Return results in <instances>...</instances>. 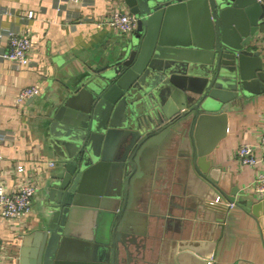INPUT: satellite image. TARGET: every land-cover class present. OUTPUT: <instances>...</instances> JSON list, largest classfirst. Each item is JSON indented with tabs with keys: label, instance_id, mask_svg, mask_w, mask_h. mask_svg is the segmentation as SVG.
Wrapping results in <instances>:
<instances>
[{
	"label": "water",
	"instance_id": "water-1",
	"mask_svg": "<svg viewBox=\"0 0 264 264\" xmlns=\"http://www.w3.org/2000/svg\"><path fill=\"white\" fill-rule=\"evenodd\" d=\"M124 1L137 17L134 34L116 62L95 69L56 104L43 135L61 168L46 187V207L22 264H138L130 247L138 248L139 232L125 221L134 183L174 144L187 143L190 165L221 198L235 201L237 188L215 178L206 160L227 133L228 105L264 94V54L256 43L264 4ZM122 185V210L110 239L85 236L78 220L107 207L109 198H121ZM200 206L213 208L223 227L219 213L229 211L226 203ZM263 210L264 200L252 204L255 216Z\"/></svg>",
	"mask_w": 264,
	"mask_h": 264
},
{
	"label": "crops",
	"instance_id": "crops-1",
	"mask_svg": "<svg viewBox=\"0 0 264 264\" xmlns=\"http://www.w3.org/2000/svg\"><path fill=\"white\" fill-rule=\"evenodd\" d=\"M65 4L62 0L63 8L58 10L57 0H0V47L6 45L1 33L8 28L32 39L30 65L16 67L9 60H0L1 180L6 189L33 181L40 189L27 218L0 217L2 264H22L23 252L46 207V187L61 168L43 141L56 104L95 69L116 62L125 41L135 32L122 34L107 22L116 11L130 12L124 0ZM73 10L80 18L72 17ZM31 11L33 16L28 17ZM256 43L264 54V20ZM32 84L39 87L40 94L18 102V92ZM173 104L178 108L176 100ZM226 113L227 133L206 161L215 178L237 188L232 196L236 205L219 213L223 217L220 227L215 210H203L200 205L222 196L190 165L185 155L189 145L164 149L162 158L149 161L139 173L132 208L125 218L139 232L135 235L138 248L130 247L138 264H264V210L258 217L252 213V204L264 200V194L258 196L244 188L261 166L242 165L235 155L240 144L258 140L264 94L237 98ZM51 160L55 165H49ZM18 164L24 166L23 171L17 170ZM121 187V198H109L107 207L89 211L78 220L85 236L99 242L110 239L122 210ZM206 210L207 221L203 218Z\"/></svg>",
	"mask_w": 264,
	"mask_h": 264
},
{
	"label": "built area",
	"instance_id": "built-area-1",
	"mask_svg": "<svg viewBox=\"0 0 264 264\" xmlns=\"http://www.w3.org/2000/svg\"><path fill=\"white\" fill-rule=\"evenodd\" d=\"M65 6L77 5L83 0H64ZM264 4V0H259ZM57 8H63L62 0H57ZM1 10V9H0ZM6 11V9H5ZM73 10L72 17L80 18L78 12ZM33 12H29L28 17H32ZM86 19V18H85ZM90 19V18H88ZM108 24L122 34H129L135 31L137 27V17L128 11H116L110 15L107 20ZM1 35L6 42L5 47H0V60H9L16 67L22 65H30V49L32 39L25 33L8 28L2 31ZM40 94V89L36 84L23 87L17 94L16 100L24 102L25 100ZM262 126L259 131L257 142L242 143L235 151L236 159L242 165L250 167L261 166L258 169L255 178L244 188H251L258 196L264 194V113L262 115ZM50 166L55 165V161L48 162ZM19 172L24 170L22 164L16 166ZM39 185L36 182L20 183L14 189H6L1 180L0 175V217L6 220H24L33 210V199L39 191ZM218 198L215 202L226 203L230 208L236 205V201L227 202ZM4 255L3 242L0 240V264H2Z\"/></svg>",
	"mask_w": 264,
	"mask_h": 264
}]
</instances>
